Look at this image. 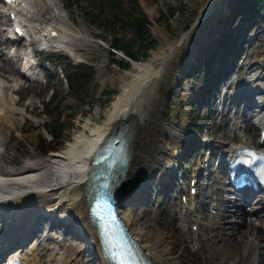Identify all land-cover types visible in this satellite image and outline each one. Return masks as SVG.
<instances>
[{"label":"bare ground","instance_id":"bare-ground-1","mask_svg":"<svg viewBox=\"0 0 264 264\" xmlns=\"http://www.w3.org/2000/svg\"><path fill=\"white\" fill-rule=\"evenodd\" d=\"M54 1L14 0L9 8L17 13L21 22L29 26L30 30L33 28L38 31L42 28L44 31L42 35L49 32L50 28L57 32L55 36L57 39H68L80 34L79 29L70 20V16L61 8L59 9ZM200 1L202 8L191 29L195 41H190L188 46L191 53L198 42L209 35L210 23L213 17L220 12L219 7L223 2V0ZM47 10L54 13L56 21L55 24H48L43 27L41 24L44 22L41 20V16ZM0 17H4L1 9ZM187 36L189 38L188 34L183 38L187 39ZM31 43L32 38L27 39V41L19 39L17 42H10L6 38L0 37V48L10 49L14 46V60H8L5 63L0 57V69L16 74L17 71L12 66L18 64L21 54H23L22 49L26 50L27 48L26 53L29 54L28 45ZM176 45L165 56L159 68H154L150 63L134 64L139 72L135 73L131 82L124 83L123 91L117 95L113 109L102 123L93 125L91 118H87L81 129L73 133L72 139L67 142L62 150L52 151L42 158L26 159L17 168H11L0 163V212L4 216L6 226H8L5 228L8 232L13 231L12 237H17L26 228L28 229L27 235L30 234L34 220L29 222L27 219L30 215L44 212V214L54 217L57 222L63 223L64 227H69V222H72L76 228V233L79 232V235L86 236L90 243L89 246L99 257L100 264H110L103 257L96 228L89 220V203L86 198L87 182L94 155L102 141L118 123L130 122L133 125V135L130 141L131 158L126 171L120 174L115 186L119 197H121L120 194H122L124 187L133 188L137 186L142 188L141 194L137 198L123 200L124 205L120 209L121 215L153 264H179L167 240V232L161 229L155 216H153L155 222V229H153L142 210L144 195L146 192L151 194L155 189L151 186L152 179L162 176L161 173L154 172L155 166L162 163V159L157 155L158 149H166L165 159L175 160L181 153L183 142L186 139L185 135L174 130L171 124L163 119L160 105V101L165 100V93L171 92L174 95L179 92L175 87L177 75L175 64L181 58L182 46L181 44ZM246 60L247 56L243 58L242 65L236 71L244 77L249 76L252 72ZM29 65H31V61L27 64V66ZM15 67L17 69V66ZM30 70L31 67L26 72H30ZM2 76H0V132L17 128V116L22 114L18 106L20 98L15 100L11 96V93L17 88L15 79L13 78L12 82L8 83ZM181 91L184 97H189L186 87L182 88ZM262 93L264 95V91ZM259 104L261 105L260 111L264 110V98L259 100ZM23 108L27 111L26 106ZM258 119V121H263L264 116H259ZM236 120L233 123L236 126L242 124L243 129L247 125L250 126L246 130L251 137V142L249 144L243 140L240 134L235 148L241 145L253 146L252 144H258L257 140L254 141L256 127L252 125L249 119L242 114L236 117ZM162 139H165V144L161 142ZM135 193L138 194V191L135 190L131 194ZM230 203H234L235 206L231 216L236 220H242V225L226 222V215L218 216L211 224L212 228H210L208 239L212 240L214 237L223 244L222 246L227 252H234L232 264H264L260 257L264 249L262 226L257 225L256 227L250 217L240 219L239 213L242 212V208L236 205L233 199L228 201V206ZM218 204H221L220 200ZM261 205L256 217L258 221L262 217L263 204L261 203ZM182 208L184 222L192 219L197 221L194 215L195 208L191 206H183ZM225 211L228 212L229 208ZM17 225L19 228L16 229ZM68 231L70 228L66 229L67 233H64V236L72 240L65 248L54 242L53 234L47 236L41 234L33 238L30 237V239L28 235L25 242H19L20 244L16 249L11 251L19 255L25 264H69L72 263L71 261H73L72 264H91L88 261H78V256L83 253V250H80V243L77 239L69 237ZM24 234L26 235V233ZM251 235L254 239L249 241ZM12 237H7L6 242L9 245L2 251L4 255L11 253L9 250L15 244ZM2 239L3 237L0 235V242Z\"/></svg>","mask_w":264,"mask_h":264},{"label":"rangeland","instance_id":"rangeland-1","mask_svg":"<svg viewBox=\"0 0 264 264\" xmlns=\"http://www.w3.org/2000/svg\"><path fill=\"white\" fill-rule=\"evenodd\" d=\"M137 1L138 7L142 9L151 21V25L148 27L149 34L153 33V35L158 38L156 39L154 49L150 50L149 56L142 61L150 63L154 68H159L161 63L164 61L165 56L172 51L173 46L176 44V46H178V44H181L182 46L181 58L175 64V71L177 73L175 87L179 90V92L174 95L173 93L171 94V92L165 93V100L160 101L163 119L170 123L172 128L182 135L191 136V134H193V136H195L198 140L201 139V141L207 138V140L219 147V150L228 149L230 145H234L236 143L237 139L235 133L230 129V125L233 121L232 111L228 112L227 105L222 108V104L219 105L214 103V100L212 99L211 105L209 106L210 109L207 105L204 107H198L197 110L199 113H204V122H202V125L198 126V132L192 133L188 124L191 121L190 119L195 116L194 114H191L190 108L192 100L196 97L195 92L198 88L193 86L195 82H193L188 76H186L187 81L183 80L182 77L181 82H179V79L183 76V69L186 68V64L190 62V58L187 61L184 60L188 54V57H191L194 52L193 50L191 53L188 48L190 41H195L194 33L193 31L191 32L190 29L202 8L201 1ZM54 2L59 9L61 8L62 11L70 16V19L75 23L76 28H78L81 33L77 34L75 37H69L68 47H56L53 51L55 54L38 52L37 55L40 57L41 67L37 69V73L32 79H25L22 76L15 77V75L9 74V78L11 79L15 77L14 79L19 84L17 89L11 93V96L15 100L20 98L18 106L22 111V114L17 116V128H12L10 131L0 132V163L10 166L11 168L19 167L26 159L45 157L42 155V148H44V146L39 148L38 145H36L37 143L33 144L32 142L37 138L43 124L49 128L53 121H57L60 123V127L64 128V131L62 132V136L64 135V141L59 147V150H62L66 146L67 142L72 139L73 133L81 129L83 122L87 118H91L93 125L96 123H102L107 114L113 109V103L116 100L117 95L123 91L124 83L131 82L135 73L139 72V69L136 68L134 64H131L128 68H119L111 60L113 57L110 55V49L108 47L110 43V35L107 34L109 33L103 32L97 27L91 25L87 21L83 12V10L87 9L93 0H55ZM121 2L126 7L128 6V0H121ZM259 14V17L251 19L246 23H240V17L237 16L232 24L233 28L231 31L232 34L236 31L237 27H239V37L236 41V45L245 32L243 51L244 55H247L246 62L248 61V67H250L252 71L245 80L248 82L247 86L250 88H260L264 85V8L261 9ZM5 18H8L7 15L0 17V37L2 38L5 37L6 28L10 27L9 20L6 21ZM55 18L56 16L51 10H47V12L41 16V20L44 23L47 20L55 22ZM44 23L41 25L44 26ZM218 30L219 28L216 31ZM211 31H213V29H211ZM40 32H37V29H31V37L35 39V43L33 45L35 48L40 46V40H38ZM131 33L132 30L130 29H121L116 33V35L123 39H127L131 36ZM187 34L189 35V38L187 36V39H184L183 37ZM212 41H215V38ZM63 56H67L75 63L80 62L83 64V69L92 71L93 73L92 82L89 84L92 91L91 95L84 102L77 104L75 117L71 120L63 119V114L66 110L62 108H52L49 115L43 114L47 109L46 105L41 103L42 101H45V96L47 95V90L49 88L54 90V102L51 103L53 106L56 104L63 106L66 100H69L72 103L78 102L77 99L66 95L65 89L68 90V87L67 85L63 86V84H61L63 82V78L68 75L67 63L62 59ZM115 57L120 59L121 56L116 54L114 58ZM241 57L242 52L234 61L233 69L238 68V66L243 63ZM0 73L2 74L3 72ZM234 77L235 76L230 77L231 81L235 79ZM10 79L7 80L8 83L12 82ZM228 79L227 77L223 78L219 83L217 90L215 91L214 89V92L217 93L219 87L223 83L224 89L229 91L230 89L225 87V84H230V80L228 81ZM238 80L240 79L237 78L233 81L235 82ZM252 81L254 82L251 84ZM195 85L200 86V81L198 80ZM184 87L187 88L188 98L184 97L183 92L181 91ZM103 90H105V93L102 92ZM261 96L262 93L258 91L254 93L252 97L258 99V97ZM228 102L229 96L226 97V103L228 104ZM23 106L27 107V111L24 110ZM205 109H207V111ZM256 109L257 108L254 107L251 111H249L253 112V110ZM68 110L69 109H67V111ZM257 132L258 129L256 130L255 139H257ZM160 133L166 134L164 132ZM42 134L44 137H49L46 130L42 131ZM243 139L250 140L251 137L249 133H243ZM188 140H190V137H188L185 142ZM161 142L165 144V139H162ZM189 143L190 149H192V141L190 140ZM203 153L204 151L202 152V150H199L195 153L197 156L195 157L194 155L190 157L188 163L186 162L187 159H185L186 156H184L182 160L177 157V162H175L178 163L180 161L183 164L186 162L188 168L183 169L179 173H171V170L169 173L172 174V177H164L162 180H172L177 188L180 182L179 177H181L182 172L185 173L184 175L188 174L194 164H199L201 162ZM157 155L162 159V163L155 166L156 171L164 172V170L168 167H176L177 164L175 162L165 159L166 149H158ZM215 159L216 156L211 158V162ZM165 172L167 171L165 170ZM213 180L215 181V176L200 183L201 193H198L196 199L197 201L195 200L196 205L200 202V206H198L199 208L197 211L199 220L195 222L187 221V232L182 229L184 222H182L181 219H178L183 212L182 206L186 204L182 203L179 198H170L168 200L169 204L165 210H163L157 200H155L152 204L148 203L144 207V212L149 220V225L155 229V222L153 219V216H155L157 218V222L159 221L160 223L161 229L167 232V240L170 243L173 255L177 257L179 264H232L231 261H233L232 258L234 256V252H227L223 248V244L218 242L216 238L213 237L212 240L208 239L210 228H212L211 224L215 221V217L217 216L216 214L213 216V214L209 212V201H213L220 196L217 189L218 184ZM154 181V186L156 187L155 192L160 190L162 186L166 192H170L166 183L162 184L158 178ZM183 187H187V184L185 183ZM174 195H176V192L172 194V196ZM222 196L226 198L230 197L228 194L225 195V193ZM258 205L259 204L255 205L254 208H258ZM231 206V208L234 207L233 205ZM221 207L222 210L225 209L226 203H223ZM222 212L223 211H221V213ZM254 216L255 215H252L253 219ZM227 219L228 220L226 222H233L232 218L229 216ZM50 221V219H47L48 224H50ZM193 225L198 228L193 229ZM63 229L64 227L62 225H58L55 229H53V231H62ZM249 238V241H251V238L254 239L253 235L249 236ZM77 240L80 243V250H83V253L79 255V258L85 262L88 261L91 264H98V262L92 258L89 249L85 246L87 244L80 239ZM64 241L65 240L63 239V242ZM262 257L264 258V252ZM71 262L73 263V261Z\"/></svg>","mask_w":264,"mask_h":264},{"label":"trees","instance_id":"trees-1","mask_svg":"<svg viewBox=\"0 0 264 264\" xmlns=\"http://www.w3.org/2000/svg\"><path fill=\"white\" fill-rule=\"evenodd\" d=\"M256 4L264 6V0H256ZM235 11V10H234ZM87 21L104 31H112L114 37L111 42L113 49H120L132 59H139L148 55V49L153 48L156 43L152 33L149 34L150 20L147 15L138 7L137 0H128V6L122 4L121 0H93L87 9L83 10ZM147 23V25H146ZM121 29L132 30L131 36L127 39L118 37L116 33ZM112 54V53H111ZM121 65L128 66L129 62L120 60ZM202 64V62H201ZM74 66H70L73 70ZM79 71L71 73L74 79L71 80V94L75 97L86 98L89 95L88 82L85 85H78ZM90 74V73H89ZM74 80V81H73ZM54 135L55 146L62 142L60 129L51 131ZM58 133V135H57ZM39 138V137H38ZM39 140H42L40 137Z\"/></svg>","mask_w":264,"mask_h":264},{"label":"water","instance_id":"water-1","mask_svg":"<svg viewBox=\"0 0 264 264\" xmlns=\"http://www.w3.org/2000/svg\"><path fill=\"white\" fill-rule=\"evenodd\" d=\"M107 157H103L98 163L95 162L97 165L93 169L91 174V181L89 184V197L93 196L96 192L99 194H104L107 191V181H106V160Z\"/></svg>","mask_w":264,"mask_h":264}]
</instances>
